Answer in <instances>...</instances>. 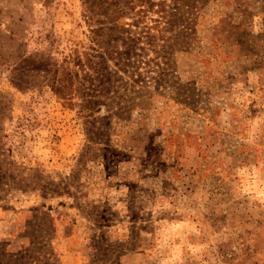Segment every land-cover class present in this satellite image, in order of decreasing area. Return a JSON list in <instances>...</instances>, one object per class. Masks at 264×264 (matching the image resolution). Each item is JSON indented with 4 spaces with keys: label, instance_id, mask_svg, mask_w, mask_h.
<instances>
[{
    "label": "rangeland",
    "instance_id": "rangeland-1",
    "mask_svg": "<svg viewBox=\"0 0 264 264\" xmlns=\"http://www.w3.org/2000/svg\"><path fill=\"white\" fill-rule=\"evenodd\" d=\"M0 264H264V0H0Z\"/></svg>",
    "mask_w": 264,
    "mask_h": 264
},
{
    "label": "trees",
    "instance_id": "trees-1",
    "mask_svg": "<svg viewBox=\"0 0 264 264\" xmlns=\"http://www.w3.org/2000/svg\"><path fill=\"white\" fill-rule=\"evenodd\" d=\"M111 13H113V12H107L106 18H109L110 15H111ZM111 22L114 23V25H115L116 28L119 27L117 20L115 22L113 20H111ZM122 29L124 30V33H127V31L125 30L124 27ZM121 37H122V39H124L125 41H127V45L125 46V49H129L130 53H133V47H132L133 43L130 41V38H123L124 37L123 35H121ZM107 70L108 69L105 67V69L102 70L104 72V74H99L96 78H94V80H91V82H93V87H95V89H93L92 90V93L89 94L88 104H90L92 106L94 104H97V105H105V106H107L109 104L108 102L101 103V102H99L97 100L98 98L103 97L102 94H106V90H104L103 88L105 86H107V85H110L111 78L113 77L111 75V73L108 72ZM109 75L111 77H109ZM94 82H96V84H94ZM96 85H97V87H96ZM140 88L143 89L142 86H140ZM105 99H110V98H105ZM109 101L111 102V100H109ZM107 107H111V105L110 106H107Z\"/></svg>",
    "mask_w": 264,
    "mask_h": 264
}]
</instances>
